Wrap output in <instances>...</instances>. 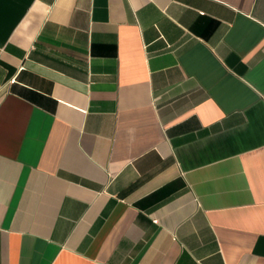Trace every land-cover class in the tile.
Returning a JSON list of instances; mask_svg holds the SVG:
<instances>
[{"label":"crops","instance_id":"crops-1","mask_svg":"<svg viewBox=\"0 0 264 264\" xmlns=\"http://www.w3.org/2000/svg\"><path fill=\"white\" fill-rule=\"evenodd\" d=\"M0 264H264V0H0Z\"/></svg>","mask_w":264,"mask_h":264}]
</instances>
